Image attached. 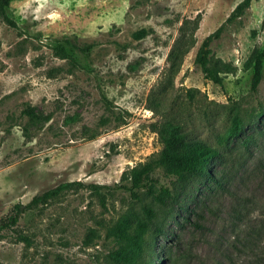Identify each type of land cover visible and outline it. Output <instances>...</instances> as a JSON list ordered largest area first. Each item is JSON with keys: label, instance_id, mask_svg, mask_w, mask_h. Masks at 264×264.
Returning <instances> with one entry per match:
<instances>
[{"label": "rangeland", "instance_id": "1", "mask_svg": "<svg viewBox=\"0 0 264 264\" xmlns=\"http://www.w3.org/2000/svg\"><path fill=\"white\" fill-rule=\"evenodd\" d=\"M240 1L10 0L15 26L0 17V223L36 194L81 184L23 209L0 233L4 264H115L111 228L145 219V205L156 213L149 246L136 256L127 247L134 259L123 264H264L255 231L264 224V63L255 92L248 63L264 46V0L231 17ZM209 35L221 84L196 62ZM156 122L215 150L209 172L220 182L173 183L157 169L175 196L167 205L116 187L161 148Z\"/></svg>", "mask_w": 264, "mask_h": 264}, {"label": "trees", "instance_id": "2", "mask_svg": "<svg viewBox=\"0 0 264 264\" xmlns=\"http://www.w3.org/2000/svg\"><path fill=\"white\" fill-rule=\"evenodd\" d=\"M249 2L250 0H241L232 10L231 17L241 14L249 5ZM9 3L10 0H0V17L7 24L15 26V21L7 13ZM209 40L210 35L203 40L196 57V62L199 64L206 78L215 84H221L222 76L219 74V70L208 64ZM65 41L70 43L67 38H65ZM72 44L81 51H87L93 47V43ZM53 50L55 54L62 56L65 49L62 44L58 43L57 45H53ZM248 63L252 69L250 88L255 92L263 78L264 46L252 52ZM26 111L31 113L30 108H27ZM240 125L241 119L238 114H235L228 136L231 138L237 136L240 132ZM153 128L159 134L161 148L144 162L129 169L127 175H123L122 177V179H126L127 181L116 183V187L129 191L130 195L137 200L141 198L139 191L143 190L150 194L156 202L167 205L168 202L174 200L175 196L170 184L154 175L157 169H160L163 175L173 183H186L196 178L211 181L214 179L216 183L220 182L209 172V164L218 154L209 145L197 139L189 138L184 131L172 123L156 122ZM80 184L79 180L61 182L40 194L34 195L25 205L16 204L13 213L0 223V233L6 227L17 223L24 208L35 207L41 203H45L76 185L80 186ZM92 186L98 187L95 184ZM143 210L146 215L145 219H138L134 225L115 224L111 228V234L118 238L121 243L120 248L116 251L115 264H123L124 261L134 259H129L124 253L127 247L136 256V254L139 255V253L149 246V243L144 239V234L150 225L153 224L156 213L151 205L143 206ZM255 231L264 236V224L259 230L256 229ZM19 237L24 240L28 239L26 234H20ZM0 264L4 263L0 260Z\"/></svg>", "mask_w": 264, "mask_h": 264}]
</instances>
